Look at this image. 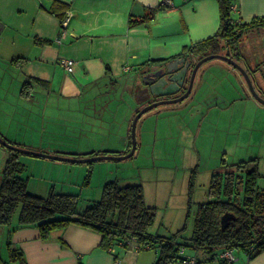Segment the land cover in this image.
Returning a JSON list of instances; mask_svg holds the SVG:
<instances>
[{
	"label": "crops",
	"instance_id": "crops-1",
	"mask_svg": "<svg viewBox=\"0 0 264 264\" xmlns=\"http://www.w3.org/2000/svg\"><path fill=\"white\" fill-rule=\"evenodd\" d=\"M160 2L0 0V64L18 72L14 90L17 106L0 101V135L24 149L59 156L122 155L130 143L134 115L154 98L149 92L151 84L143 82L146 73L155 81L154 72L160 65L181 59L176 57L184 48L214 36L219 27L215 0H169L168 7L162 9ZM232 2L230 18L238 25L249 26L264 17V0ZM150 11L154 12L150 19L128 26L130 18L142 21ZM65 20L67 25L61 28ZM263 34L264 27L259 25L244 31L236 63L251 75L255 89L264 98ZM62 60L74 63L71 73L61 67ZM225 67L238 74L229 65ZM124 68L129 70L124 72ZM203 85L202 78L193 86L197 90L195 98L201 102ZM217 99L199 107L202 122L214 111L223 114L237 105L243 112H264V107L244 90L242 97L231 104L224 98ZM58 140L66 142L61 145ZM9 156L10 151L0 146V183ZM16 158L25 171L49 168L65 178H80L89 166L22 154ZM253 160L264 174V162ZM26 186L27 191L33 188L29 179ZM52 188L55 191L54 185ZM143 194L146 204L145 191ZM100 241L98 233L75 225L40 239L34 226L18 225L16 211L9 224L0 225V264H154L157 258L151 250L126 253L130 251L117 248L107 252L100 247ZM10 250L17 251L19 257L12 260ZM184 256L195 258L194 264H219L216 258L209 261L207 255L191 250L184 251ZM234 257L232 264H264V252L249 260L243 252L235 251Z\"/></svg>",
	"mask_w": 264,
	"mask_h": 264
},
{
	"label": "rangeland",
	"instance_id": "rangeland-1",
	"mask_svg": "<svg viewBox=\"0 0 264 264\" xmlns=\"http://www.w3.org/2000/svg\"><path fill=\"white\" fill-rule=\"evenodd\" d=\"M261 38L264 52V34ZM225 65L211 60L200 69L198 77L204 79L202 102L191 94L182 103L160 106L145 114L137 123L138 148L131 158L96 163L92 176L86 173L80 178L73 175L65 178L49 168L36 167L33 173L27 170L22 175L35 188L28 192L45 197L52 183L56 193L76 196L79 211L99 201L108 182L139 185L146 193V205L154 208V222L148 234L165 238L180 234L181 238H188L197 206L211 201L207 190L212 174L239 161L258 158L264 162V112L252 109L243 112L242 106L237 105L223 114L213 110L201 120L202 104L215 103L219 101L217 97L231 104L242 97L243 90L248 93L241 76L225 70ZM17 76L13 68L0 64V101H5V105H16ZM65 142L59 141L61 145ZM261 171L264 172L263 167ZM258 186L263 188L264 181L260 180Z\"/></svg>",
	"mask_w": 264,
	"mask_h": 264
},
{
	"label": "trees",
	"instance_id": "trees-1",
	"mask_svg": "<svg viewBox=\"0 0 264 264\" xmlns=\"http://www.w3.org/2000/svg\"><path fill=\"white\" fill-rule=\"evenodd\" d=\"M215 1L219 12L216 34L184 48L176 58L194 65L210 55H228L236 62L244 31L258 25L264 27V17L249 26L234 23L230 18L232 0ZM153 13L150 11V15L139 22L130 18L128 26L139 25ZM16 156L17 153L10 152L1 172L0 225L9 224L17 211L18 225L34 226L40 239L69 225L79 226L98 233L100 247L107 252L115 247L126 251H154L157 254L154 264H181L186 258L185 249L207 255L209 261L223 250L243 252L249 260L264 252V187L258 186L264 176L259 172L257 160L224 165L220 168L222 172L212 174L207 190L211 201L197 206L192 231L183 239L180 234L168 238L148 234L154 222V208L145 204L139 185L120 186L117 181L108 182L103 186L99 201L77 211L76 196L56 193L52 187L45 197L29 193L27 179L22 178L25 167ZM93 164H87L88 175ZM225 213L232 214L234 220L222 231L219 221ZM18 257L17 251L10 250L12 260Z\"/></svg>",
	"mask_w": 264,
	"mask_h": 264
},
{
	"label": "water",
	"instance_id": "water-1",
	"mask_svg": "<svg viewBox=\"0 0 264 264\" xmlns=\"http://www.w3.org/2000/svg\"><path fill=\"white\" fill-rule=\"evenodd\" d=\"M211 60H219L230 67H232L242 78L247 92L250 97L260 106L264 107V98L260 96L259 92L255 89L253 85V78L246 71V69L242 68L239 64L233 61L228 55H210L204 57L194 65L190 64V62L185 59H176L167 64H162L154 72L155 81L148 79V73H146L147 79L144 78L143 82L146 84H151L149 87V92L154 97L163 98L161 101L154 102L138 112L134 115L129 131L130 143L125 147L124 153L122 155H94L82 158H73L68 156H59L53 154H47L38 151H32L28 149H24L15 144H11L5 138L0 135V146L4 149L22 155L31 156L34 158L50 160L54 162H62L72 165H86L96 162L103 161H124L131 158L135 151L138 148V144L135 138V130L137 127V123L140 119L147 114L148 112L160 107V106H170L182 103L187 98H189L192 94V97L195 98L197 90L193 89L195 81L198 79L202 82V77H198L199 71L202 65ZM150 77V76H149ZM183 94L179 97L172 98L177 93ZM172 98V99H170ZM187 109V108H186ZM234 220V216L229 213H225L220 217V228L223 231L227 224L230 221Z\"/></svg>",
	"mask_w": 264,
	"mask_h": 264
},
{
	"label": "built area",
	"instance_id": "built-area-1",
	"mask_svg": "<svg viewBox=\"0 0 264 264\" xmlns=\"http://www.w3.org/2000/svg\"><path fill=\"white\" fill-rule=\"evenodd\" d=\"M169 0H161L160 2V6L161 7H168L169 5ZM67 25V21H62L61 23V28H65ZM60 65L61 67H63L67 73H71L74 63L72 61L69 60H62L60 61ZM129 69L128 68H124V72H127ZM180 255H182V251L180 252ZM216 260L218 261H222L225 264H232L235 261V257H234V252L232 250H223L220 251L217 255H216ZM181 264H194V259L193 258H183V260L181 261Z\"/></svg>",
	"mask_w": 264,
	"mask_h": 264
},
{
	"label": "flooded vegetation",
	"instance_id": "flooded-vegetation-1",
	"mask_svg": "<svg viewBox=\"0 0 264 264\" xmlns=\"http://www.w3.org/2000/svg\"><path fill=\"white\" fill-rule=\"evenodd\" d=\"M182 94H183V92H182V93H177V94L174 95L172 98L179 97V96H181ZM172 98H170V99H172ZM162 99H163V98L154 97V98L152 99V101H151L149 104H147L146 106H148V105H150V104H152V103H154V102L161 101Z\"/></svg>",
	"mask_w": 264,
	"mask_h": 264
}]
</instances>
